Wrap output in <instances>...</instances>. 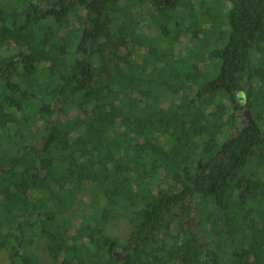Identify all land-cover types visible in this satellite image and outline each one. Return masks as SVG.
Here are the masks:
<instances>
[{
    "label": "trees",
    "instance_id": "1",
    "mask_svg": "<svg viewBox=\"0 0 264 264\" xmlns=\"http://www.w3.org/2000/svg\"><path fill=\"white\" fill-rule=\"evenodd\" d=\"M191 193L215 264H264V0H0V251L209 264L169 215Z\"/></svg>",
    "mask_w": 264,
    "mask_h": 264
},
{
    "label": "rangeland",
    "instance_id": "2",
    "mask_svg": "<svg viewBox=\"0 0 264 264\" xmlns=\"http://www.w3.org/2000/svg\"><path fill=\"white\" fill-rule=\"evenodd\" d=\"M158 19L159 21L156 24L163 26L164 19H162V17H158ZM151 25L153 26V27L151 26L153 29L150 28L148 32V34L151 35V42H150L151 44L159 46L160 49L162 47L165 49L167 48L172 49L174 47H178L179 48L177 50L178 53H183V54L184 52L192 49L190 46H186V44L182 42L183 34L176 33L177 35H179V38H178V36L175 34L173 30V34L171 33V35L163 36L159 33L161 31H158V29L161 28L160 26L153 24V22ZM244 119H245V116H244ZM74 223L76 227H78L80 221L77 220ZM174 229L175 231L177 230L176 224H174ZM130 231H131V224L129 223V220L125 216L119 215V213H118V216L111 217L110 219H108L104 227V233L115 238V240L118 243H123L127 239ZM20 247H21V244H20ZM25 249H32L35 252V254H37V256L39 257L40 261L43 264H56L57 262V260L52 255L50 248L48 247V241L45 236L35 237V242L29 243L28 245L25 246L24 249L23 247H21L20 251L22 252ZM0 264H13L9 260V257L6 255L4 251H0Z\"/></svg>",
    "mask_w": 264,
    "mask_h": 264
},
{
    "label": "flooded vegetation",
    "instance_id": "3",
    "mask_svg": "<svg viewBox=\"0 0 264 264\" xmlns=\"http://www.w3.org/2000/svg\"><path fill=\"white\" fill-rule=\"evenodd\" d=\"M246 109L238 110L239 115L244 117L243 111ZM246 121L251 119L245 117ZM200 198L193 199V194L191 193L188 200L185 202H180L175 205V209L171 211L169 215L173 218L179 220L180 229L182 234L185 235L188 231H191L194 239L197 241L198 245L204 249L206 257L209 259V264H215L214 250L211 248L209 242L207 241L203 233V223L200 217ZM140 246V242L137 240L127 241L125 243H117L115 245V255L118 262H122L127 259V253L131 250L136 251Z\"/></svg>",
    "mask_w": 264,
    "mask_h": 264
},
{
    "label": "water",
    "instance_id": "4",
    "mask_svg": "<svg viewBox=\"0 0 264 264\" xmlns=\"http://www.w3.org/2000/svg\"><path fill=\"white\" fill-rule=\"evenodd\" d=\"M243 113H245L243 116L252 119V112H251L250 109H246L245 111H243ZM20 244H21V243H19V249L21 248V247H20ZM181 262H182V264H183V258H182V256H181Z\"/></svg>",
    "mask_w": 264,
    "mask_h": 264
}]
</instances>
